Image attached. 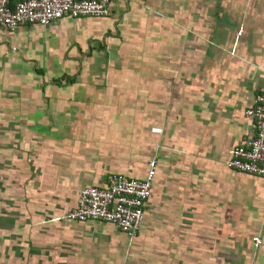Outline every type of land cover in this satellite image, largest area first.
<instances>
[{
  "label": "crops",
  "instance_id": "1",
  "mask_svg": "<svg viewBox=\"0 0 264 264\" xmlns=\"http://www.w3.org/2000/svg\"><path fill=\"white\" fill-rule=\"evenodd\" d=\"M262 93L264 0H114L0 33V264H264V179L223 165ZM152 157L134 238L60 219Z\"/></svg>",
  "mask_w": 264,
  "mask_h": 264
},
{
  "label": "built area",
  "instance_id": "2",
  "mask_svg": "<svg viewBox=\"0 0 264 264\" xmlns=\"http://www.w3.org/2000/svg\"><path fill=\"white\" fill-rule=\"evenodd\" d=\"M113 1L20 0L10 7L6 0H0V33H14L23 25L47 27L63 18H105ZM243 115L251 120L253 133L231 149L223 165L227 170L264 179V93L253 98ZM155 172L156 160L152 157L142 178L111 174L103 186L81 189L75 206L60 219L109 224L131 240L139 231ZM252 244L258 247L259 237L252 238Z\"/></svg>",
  "mask_w": 264,
  "mask_h": 264
},
{
  "label": "rangeland",
  "instance_id": "3",
  "mask_svg": "<svg viewBox=\"0 0 264 264\" xmlns=\"http://www.w3.org/2000/svg\"><path fill=\"white\" fill-rule=\"evenodd\" d=\"M121 52H122L121 54L124 56V54H125V51H121ZM137 55H138V52H137ZM138 56H139V55H138Z\"/></svg>",
  "mask_w": 264,
  "mask_h": 264
}]
</instances>
